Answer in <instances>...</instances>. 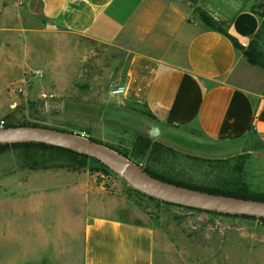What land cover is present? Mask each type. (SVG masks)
<instances>
[{
	"label": "crops",
	"instance_id": "obj_1",
	"mask_svg": "<svg viewBox=\"0 0 264 264\" xmlns=\"http://www.w3.org/2000/svg\"><path fill=\"white\" fill-rule=\"evenodd\" d=\"M20 1L29 18L52 29L119 48L113 84H124L125 92H108L110 99L105 95L95 106L100 112L75 111L80 119L150 137L188 156L247 154L248 162H264V68L250 63L231 38L250 43L263 22L260 0ZM197 9L224 31L205 24ZM14 20V10L0 0V90L15 82L30 56L25 49L16 59ZM75 173L71 193L78 203L64 208L69 221L62 227L75 246L64 264H157L155 228L127 217ZM100 205L126 215L97 212Z\"/></svg>",
	"mask_w": 264,
	"mask_h": 264
},
{
	"label": "rangeland",
	"instance_id": "obj_2",
	"mask_svg": "<svg viewBox=\"0 0 264 264\" xmlns=\"http://www.w3.org/2000/svg\"><path fill=\"white\" fill-rule=\"evenodd\" d=\"M4 1L15 13L16 59L25 49L30 56L15 82L0 90V126L20 122L76 130L132 151L133 132L110 130L93 121L88 124L75 115V111L87 115L90 108L94 114L97 102L105 95L110 99L119 48L52 29L47 21L29 18L20 0ZM256 40L264 53V37ZM75 97L83 99V106L75 105ZM19 155L14 149L0 153V264H64L71 259L64 257L72 255L75 244L62 227L69 221L65 211L78 203L71 193L76 171L80 183L94 184L106 200L125 208L127 217L155 228L157 264H264V219L258 216L219 214L165 202L136 191L122 175L94 157L86 167L75 170L58 166L64 159L48 167H24ZM155 157L152 161L145 157L142 164L149 162L159 173L200 185L241 177L251 192L264 193V162L251 163L247 158L238 173L232 168L240 159L222 164L164 149ZM96 210L126 215L111 205L96 206ZM74 230L80 233V228Z\"/></svg>",
	"mask_w": 264,
	"mask_h": 264
},
{
	"label": "water",
	"instance_id": "obj_3",
	"mask_svg": "<svg viewBox=\"0 0 264 264\" xmlns=\"http://www.w3.org/2000/svg\"><path fill=\"white\" fill-rule=\"evenodd\" d=\"M157 131L155 128L151 134L155 136ZM14 142L56 145L94 157L122 175L137 190L165 202L222 213L264 217V200L209 192L161 179L145 170L142 164L79 131L33 124L0 126V144Z\"/></svg>",
	"mask_w": 264,
	"mask_h": 264
},
{
	"label": "trees",
	"instance_id": "obj_4",
	"mask_svg": "<svg viewBox=\"0 0 264 264\" xmlns=\"http://www.w3.org/2000/svg\"><path fill=\"white\" fill-rule=\"evenodd\" d=\"M263 7H264V1L260 0L259 4L256 6V11L263 18V22H262L261 28L256 33V35L253 37V39L250 41L247 47H245L243 44H241L238 40H236L232 36L231 38L233 39L235 46L243 52V54L246 56V58L248 59L250 63L254 65H259L264 68V53L260 51L259 44L256 40L260 36L264 37V9ZM198 13L205 24H207L208 26L214 29L224 31L222 24L216 21L214 18H212L205 11L199 9ZM19 124L41 125L38 123L7 122L4 126L19 125ZM44 126H48V125H44ZM91 138L94 140L100 141L94 137H91ZM100 142L104 143L103 141H100ZM108 146L116 149L123 155L131 158L132 160L140 164H142V159H144L145 157H148L147 159L149 161L156 160V157H155L156 154L158 153V151L162 149H164V152L166 153L167 152L175 153V150H176L175 148L171 146H168L160 141L153 140L152 138L141 135V134H136V139H135L133 149L129 153L126 150L113 147L112 145H108ZM9 149H14V150L19 151L20 152L19 158L21 159L23 166L30 167V168H37V167H42V166L48 167V166L53 165V163L50 165L51 162L55 160L60 161V159H64L65 163L58 164V166L79 170V169L86 167V164L89 159L96 160L93 157L88 156L86 154H82V153H79L77 151H74L68 148L45 144V143L14 142V143L0 144V153H3L5 150H9ZM192 157L198 160H205V161L212 160L216 163H222V164L223 163L226 164L233 160L240 159L241 163L238 166H234V168H232L233 170L240 173V170L243 169L244 161L248 158V155L241 154L239 156H236L233 158H226V159H205V158H200V157H195V156H192ZM97 161L101 163L99 160ZM101 164L103 166H106L103 163ZM142 166L149 173L161 179L174 182L180 185H185V186H189L192 188L214 192V193H222V194L233 195V196H238V197H246V198L258 199V200H264V193L251 192L247 183L243 181L241 177H233V180H230L229 182H224L221 184L200 185L194 182L179 180L174 177L159 173L154 168H152L149 162H147V164H142ZM136 191L140 192V190H137V189ZM186 208L196 209V208H191V207H186ZM196 210H200V209H196ZM207 211L213 212V213H219V214H229V213H222V212H216V211H210V210H207ZM232 215H238L242 217H257V216L242 215V214H232ZM260 218L264 219V217H260Z\"/></svg>",
	"mask_w": 264,
	"mask_h": 264
},
{
	"label": "built area",
	"instance_id": "obj_5",
	"mask_svg": "<svg viewBox=\"0 0 264 264\" xmlns=\"http://www.w3.org/2000/svg\"><path fill=\"white\" fill-rule=\"evenodd\" d=\"M243 45H246V43H243ZM126 86L124 84H112L109 92L112 96H118L125 92ZM83 133V132H82Z\"/></svg>",
	"mask_w": 264,
	"mask_h": 264
}]
</instances>
